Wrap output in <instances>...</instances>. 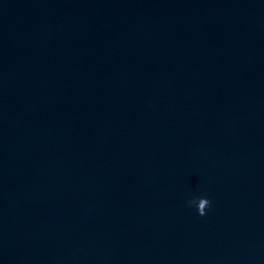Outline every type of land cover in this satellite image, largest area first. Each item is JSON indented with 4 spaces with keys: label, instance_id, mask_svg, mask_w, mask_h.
Returning <instances> with one entry per match:
<instances>
[{
    "label": "clouds",
    "instance_id": "1",
    "mask_svg": "<svg viewBox=\"0 0 264 264\" xmlns=\"http://www.w3.org/2000/svg\"><path fill=\"white\" fill-rule=\"evenodd\" d=\"M189 205H195L197 214L200 216L206 215V209L210 206V200L206 197H197L196 199L190 200Z\"/></svg>",
    "mask_w": 264,
    "mask_h": 264
}]
</instances>
